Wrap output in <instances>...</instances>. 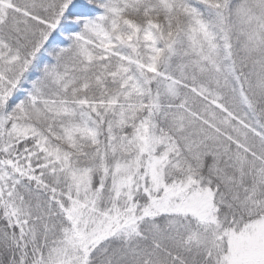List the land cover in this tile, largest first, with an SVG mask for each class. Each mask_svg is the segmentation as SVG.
<instances>
[{"label": "snow or ice", "instance_id": "6c2138e0", "mask_svg": "<svg viewBox=\"0 0 264 264\" xmlns=\"http://www.w3.org/2000/svg\"><path fill=\"white\" fill-rule=\"evenodd\" d=\"M0 264H264V0H0Z\"/></svg>", "mask_w": 264, "mask_h": 264}]
</instances>
